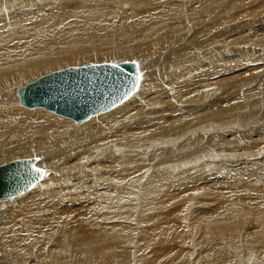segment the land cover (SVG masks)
<instances>
[{
    "label": "bare ground",
    "instance_id": "bare-ground-1",
    "mask_svg": "<svg viewBox=\"0 0 264 264\" xmlns=\"http://www.w3.org/2000/svg\"><path fill=\"white\" fill-rule=\"evenodd\" d=\"M180 1L190 6L188 0H0V103L5 102L0 105V161L38 157L35 166L47 173L35 187L0 203V256L20 262L39 257L46 264H106L108 257L118 258L119 245L127 237L118 218L121 204L136 212L160 191L165 193L160 203L152 205L150 219L140 221L136 212L134 224L139 230L155 226L166 235L172 227L161 213L176 216L187 210L185 227L203 232L207 246L224 241L233 244L235 251L249 252H240L241 260L234 256L233 263L264 258V148L256 151L253 146L241 154L240 148L233 147L222 153L219 145L230 140H217L220 134L213 131L215 126L234 123L233 113L245 109L236 98L223 100L222 109L216 102L215 96L223 90L230 93L238 87L232 78L238 75L236 70L242 65L253 72L247 83L262 80L264 70L258 72L260 65H254L252 55L221 60L212 47L221 38L234 43L231 36L223 38L224 33L236 18L248 15L246 6L248 13L261 6L264 14V0H205L199 10L189 11ZM217 12L224 14L219 20ZM257 40L264 43V34ZM184 46L190 49L183 51ZM174 47L182 51L176 53ZM200 54L202 59L194 64ZM172 55L181 63L144 74L147 61ZM111 59L135 61L138 68L131 64L136 76L142 74L139 89L128 100L80 125L70 117L43 111L44 107H35L38 113L29 115L23 110L27 106L21 90L29 81L90 60ZM176 65L178 72L167 70ZM166 73L169 80L164 82ZM258 90L241 97L255 104L263 93ZM140 162L149 170L133 180L135 187L128 182L125 187L121 176L142 168ZM193 163L197 164L191 174H186L182 169ZM251 176L263 183L262 188L256 189L254 182L241 186ZM177 189L187 199L180 198V192L173 194ZM191 193L207 195L212 203L192 208ZM175 198L183 202L168 203ZM243 216L253 217L254 222L239 221ZM186 232L176 231L179 238H185ZM242 237L251 246L244 247ZM254 247L262 249L256 258L251 253ZM31 249L36 253L31 254ZM68 252L78 257L70 260Z\"/></svg>",
    "mask_w": 264,
    "mask_h": 264
},
{
    "label": "rangeland",
    "instance_id": "rangeland-1",
    "mask_svg": "<svg viewBox=\"0 0 264 264\" xmlns=\"http://www.w3.org/2000/svg\"><path fill=\"white\" fill-rule=\"evenodd\" d=\"M204 1L205 0H188V3L190 6H188L187 2H185V1H180V2L189 11V8H192L194 10H199L201 8L200 5ZM246 7H245V11L247 12L248 15L241 17V19L236 18L237 20H235L234 22L231 23V24H233V26L231 27L229 32L228 33L225 32L223 35V38H228V36H231V40L234 39V41H233L234 43H232V41L230 42L228 40L221 38L217 41V44L213 43L212 47H213V49H216L217 57H219L221 60H229V61L232 60V61H234V59H235V61H236V60H239L238 59L239 57H243V56L247 57V54L252 55L251 58L256 59V60H254V62H255L254 65H260V68H258V72H262L264 70V53H263L264 47L262 44H264V43L260 42V41H259L260 42L259 43L257 39L260 35L264 34L263 30H262L263 32L261 30H259L260 27L261 28L264 27V14L259 9V8H261V6H258L255 8L253 7V12H249V13L246 10ZM142 8L145 9V6H142ZM257 9H258V11H257ZM244 12H242L241 15ZM223 15H224L223 13L217 12L215 14V17L218 19L219 17H222ZM244 17H245V19H244ZM242 21H243V23H242ZM250 21H251V24H250ZM256 21L258 23H256ZM238 22H239V24H238ZM247 26H249V28ZM220 27H222V26H220ZM245 27L247 29H245ZM256 27H257V29L259 27V29L257 30ZM225 47H228L227 51H225ZM189 49H190L189 46H184L183 51H185V50L187 51ZM174 51L176 53H180V51H182V50L178 49V48L176 49L174 47ZM164 54L165 53H163L162 55L164 56ZM163 56L161 57V60L156 61L158 64H156V62H151L156 58H154L153 60L152 59L149 60L150 63L148 61H147V63L144 62L147 64V65L144 64L145 66H147V68L144 69L146 71V72H144V74H147V73H149L153 70L159 69V68L161 70H163L164 68H166V66L173 64V63L174 64H176V63L180 64L181 63L179 60L174 59V57L176 55L175 56L172 55L171 56L172 58L168 57L167 59L165 57L163 58ZM153 57L154 56H152V58ZM251 58L248 57V59H246L247 62L249 60H251ZM201 59H202V57L200 54L197 59L193 60V63L196 64ZM89 62L103 63V62H105V60L104 61L90 60L87 63H89ZM107 62H110L113 64L120 63V62L131 63V61L127 60V59H121L118 61L116 59H114V60L111 59L110 61H107ZM243 62H244V60H243ZM87 63H84V65ZM250 63H252V62H250ZM176 67L173 68L174 69L173 71L170 69V67L167 70H170V72H173V73L178 72L180 70V68L177 65H176ZM234 70H236V69H234ZM235 73H238V75H234L235 77H232V78H236V81H238V83H239L237 85L238 87L235 88V90H232L233 88L230 89V93L227 92L226 90H223V91H225V93H222V94L220 93V95L218 94L217 96H215V97H217L216 102L218 105V109H222L223 107H225V106H222V103H221V102H223V100H228L230 102H233L236 98L237 100L239 99V101H241V103L245 106V109L244 110L238 109L233 113L232 116H233V122L234 123H231V125L225 124L226 126L225 125H219L218 127L215 126L213 128V131L216 130L217 135H218V133L220 134V135H218L219 138H217V140H219L221 137L230 140V141H227L225 139L227 142L220 144L218 151H220L222 153H226L227 151H229L230 149H232L234 147V149L240 148V150L239 149L238 150L240 152H242L241 154H243V153L245 154V153H248L250 150H252L253 146H254V149L256 151L260 148H264V95H263L264 94V76H262V80L260 78V80L256 79L257 82L247 83L250 80L249 75H251L253 73L252 71H249L248 68H242V65H241L240 70H236ZM44 75H46V74H44ZM44 75H42V76H44ZM166 75H167V73L165 74L166 80H164V82L169 80V77H166ZM230 76L231 75L226 76L225 78H230ZM247 78H249V80ZM251 81H252V79H251ZM139 87H140V83H139ZM139 87H138V89H139ZM257 87H259V88H257ZM138 89H136L134 92H136ZM261 89L263 90V93L261 92L262 95H258L257 102L255 104H250L249 101H247L245 98L241 97V95H244V93H246L248 91H251V90L252 91L253 90L261 91ZM221 96L223 97V99ZM18 97L21 99L20 94H18ZM209 101H214V100H209ZM218 101H220V102H218ZM1 104L3 106H5V102H1L0 105ZM18 104L20 107H25L22 105L21 102ZM197 104H199V103H197ZM36 109L37 108H34V109H31L28 107L23 108L25 113L28 115L33 114L34 112H37ZM42 110L45 112L49 111V110L47 111V109H45V108ZM39 113H40V111H39ZM58 115H60V114H58ZM61 117L66 118L62 115H61ZM66 119H69V118H66ZM254 119H256V121ZM69 120H72V122L77 124V125H80V124L86 122V121L85 122L83 121V122L79 123V122L74 121L71 118ZM240 120H242V121H240ZM222 121H224V120H222ZM222 121H218V122H222ZM239 121H240L239 125L241 124L240 125L241 127L239 125H237ZM246 123H248V124H246ZM233 124H235V125H233ZM226 127H228L229 130L226 129ZM229 131L232 133H229ZM239 131H240V133H239ZM226 132H228L229 136H227L225 134ZM203 134H205V131L203 132ZM235 140L236 141L240 140V142L235 143L236 142ZM243 144H245L244 146L246 148L242 147ZM217 145L218 144H216V147H218ZM248 145H249V147H247ZM251 145H252V147L250 148ZM230 146H231V148H230ZM241 149H242V151H241ZM24 158H31V157L12 158V159H9L6 161H0V165L5 164L7 161L11 162V161L16 160V159H24ZM187 158L188 157H186L185 159H187ZM140 163L142 164V165L140 164V166L142 168H140L138 170H134V171H127V172L123 173V175L121 176L123 184L125 185V187H126V184H125L126 182H128L132 187H135L132 184L133 180L135 178H137L138 176H140L142 173L147 172L149 170L147 164L143 165V162H140ZM196 164L197 163H193V164L189 165V167L184 168L182 170H185L186 174H191V172L194 169V167L196 166ZM156 171H157V169L152 170L149 175L154 174ZM48 172L54 173L52 171H48ZM54 175L57 176L56 173H54ZM251 177H249L250 179L247 178V180L242 182L243 185H241V186L250 185L251 183L254 182L255 183L254 187L256 189L259 190V188H262L263 183L260 182L259 179L256 181L253 179L254 178L253 176H251ZM238 188L239 187H237V189ZM179 189H177V190H179ZM177 190H175L174 193L173 192L172 193L176 195V192L177 193L180 192L177 194L180 196L182 194L181 192H183V191H180V190L177 191ZM124 192H123V195H124ZM134 193H135V191H134ZM162 193H165V192L157 191V193L153 199L149 200V202L145 203L143 205V207L136 210V212H138V215H141L140 221L150 219L152 205L157 201H159V203H160V201L162 199V197L160 195ZM183 194H184V192H183ZM181 196H182V198L185 197V195H181ZM181 196H180V198H181ZM189 196H190L189 200L192 202V208L198 206L201 202H205V204L212 203L211 199L206 198L207 195H202V196L198 197V196H194V193H191V194H189ZM16 197H18V196H16ZM11 199H13V198H11ZM11 199H7V200H11ZM184 199H187V194H186V198H184ZM7 200H0V203H6L4 201H7ZM29 200H27V201H29ZM179 200H181V199L175 198L173 200H169L168 203L169 204L178 203V202H180ZM181 201L183 202V200H181ZM184 202H185V200H184ZM130 209H131V207L128 206L127 204L124 206H123V204H121V206H120V214L118 217L119 221H120L119 223L121 224V228L123 227L125 229L124 234L127 237H125V240L123 237V241L119 245L120 254H119L118 258L108 257L106 259V264H115V263L116 264H169V263L170 264H237V263H233V261L235 260L234 256H235V258H237V257L239 258V256L241 257L243 253H249L245 249H243L242 251H235V246L233 244L227 245V244H225L224 241H221V242L218 241L215 245L209 244L207 246L206 245V243H207L206 238L204 237L203 238L204 240L202 239L204 233L201 232V234H198L199 230L197 228H195L194 224L192 225V226H194L193 229H187V227H185L186 222L188 220V216H189V213L187 210H184V211L182 210V215H180V212H179L176 216H174L170 211L161 213L163 220L169 226L172 227V229L171 228L168 229V231L166 232V235H162L160 230L156 229L155 226H150L146 231L139 230L137 228V225L134 224V222H137V220L135 218L137 214H136V212H133ZM203 211H204V214L206 212L208 213V210H203ZM197 216L201 217L202 212H200L199 215L197 214ZM179 217L181 219L183 217H185L184 218L185 220L182 219V221H181V219ZM190 220H196V219H190ZM239 221L254 222V218L253 217L248 218L247 216H243L240 218ZM183 222H185V223H183ZM156 223H157V221L152 222L151 224L155 225ZM141 224H143L144 226H141ZM141 224H140L141 229H145L146 228L145 223L141 222ZM192 226L191 227L188 226V228H192ZM243 226L240 225V228L243 229L246 227V225H243ZM183 229H184V231H187L186 232L187 234H186L185 238H183V236H180L181 238H179L177 236L178 234L176 233V231H180ZM170 230H172V232ZM190 231H193V232H190ZM143 232H147V233L143 234ZM196 232H198V233H196ZM171 233L173 236H171ZM150 234H152L153 236L151 237ZM263 235H264V233H263ZM159 236L165 237L166 239L158 238ZM128 237H130V239H131L130 241H128ZM242 238H243L242 243H243L244 247L251 246V244H252L251 241L247 242V240L244 237H242ZM165 241H166V243L168 242L167 243L168 245L165 243ZM220 244H222V245H220ZM180 246L182 247L183 250H180L181 249ZM219 247H220V249H219ZM258 250H259V247L252 248L251 253H254L253 255L255 256V258L258 257V255H261L262 249H261V251H258ZM240 252H243V253H240ZM30 253L35 254L36 251L31 249ZM66 256L70 260H75L78 257V255L74 252H68ZM245 257L249 258L250 255H247ZM217 258L218 259L224 258L225 261L222 263L221 261H218ZM227 258H229L230 260H227ZM248 258H246V259H248ZM260 259H261V257H260ZM257 260L258 261H256L255 263L250 262V264H264V258L259 260V257H258ZM242 263L244 264L243 261H242ZM0 264H46V263L42 258H39V257H28L26 260L20 262L17 259L6 258L4 256H0ZM239 264H241V263H239Z\"/></svg>",
    "mask_w": 264,
    "mask_h": 264
},
{
    "label": "water",
    "instance_id": "water-1",
    "mask_svg": "<svg viewBox=\"0 0 264 264\" xmlns=\"http://www.w3.org/2000/svg\"><path fill=\"white\" fill-rule=\"evenodd\" d=\"M112 65H120V68ZM134 68L128 62H89L53 71L22 88L23 103L30 108L44 107L82 122L91 115L111 109L134 92ZM36 161V157H31L0 165V200L28 190L30 183L39 180L33 171Z\"/></svg>",
    "mask_w": 264,
    "mask_h": 264
},
{
    "label": "snow or ice",
    "instance_id": "snow-or-ice-1",
    "mask_svg": "<svg viewBox=\"0 0 264 264\" xmlns=\"http://www.w3.org/2000/svg\"><path fill=\"white\" fill-rule=\"evenodd\" d=\"M126 63H127V62H126ZM131 63H133V65L136 66V67L138 68V65L136 64L135 61H132ZM112 66L115 67V68H120V65H112ZM141 79H142V74H141V75H137V76L135 77V82H134V84H133V88H134V89H138V87H139V81H140ZM129 91H132V89H129ZM127 95H128V93L126 92V93H125V97H127ZM33 171H34L36 174H38L37 179H43V177H44L45 175H47V173H46V171H45L44 169H42V168H40V167H37V166H35V165H33ZM28 186H29V187H35L36 185H35V183H30Z\"/></svg>",
    "mask_w": 264,
    "mask_h": 264
}]
</instances>
